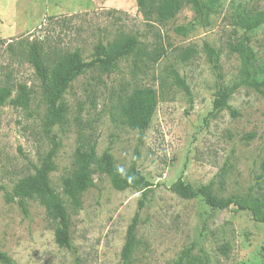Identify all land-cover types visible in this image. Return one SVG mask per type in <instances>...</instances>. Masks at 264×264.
I'll use <instances>...</instances> for the list:
<instances>
[{"label": "rangeland", "instance_id": "1", "mask_svg": "<svg viewBox=\"0 0 264 264\" xmlns=\"http://www.w3.org/2000/svg\"><path fill=\"white\" fill-rule=\"evenodd\" d=\"M156 1L149 0L152 7ZM259 11L264 0H219L206 14L182 0L172 18L162 19L145 15L137 0H0V85L23 82L32 90L28 108L9 101L0 106V250L15 264H120L142 190L116 189L109 176L95 171L81 207L63 196L71 249L56 242V221L38 199L27 201L26 212L6 200L5 191L33 173L56 140L50 177L60 192L80 144H95L99 154L109 150L117 165H136L153 183L132 264H175L180 258L184 264H264V222L249 209H212L201 196L185 199L170 190L183 175L196 188L212 182L219 196L251 194L264 211V94L243 85L229 99L232 110H213L218 86L239 78L240 58L228 47L244 35L237 16ZM127 34L138 38L140 51L111 71L92 68L78 76L61 99V121L49 127L28 43L44 41L47 58L76 48L89 58L99 41ZM247 35L262 63L264 23ZM207 44L220 53L222 80ZM142 86L158 95L143 136L120 116L128 95Z\"/></svg>", "mask_w": 264, "mask_h": 264}, {"label": "trees", "instance_id": "2", "mask_svg": "<svg viewBox=\"0 0 264 264\" xmlns=\"http://www.w3.org/2000/svg\"><path fill=\"white\" fill-rule=\"evenodd\" d=\"M200 14L216 9L219 0H191ZM139 9L145 15L155 12L162 19L172 18L180 9L182 0H157L154 7L149 0H137ZM237 23L244 29L242 40L231 42L229 51L239 56L241 68L239 78L231 85L220 84L215 93L213 110L231 109L229 99L240 86H248L264 94V60L257 63L256 54L251 46V38L247 33L253 32L264 23V11L252 15H238ZM139 40L135 35H124L113 41H99L89 58L83 56L82 51L76 48L72 52L55 51L47 58L45 43L33 39L28 43L27 58L35 69L41 81L44 99L48 106L49 117L47 124L53 126L61 121L63 107L61 99L71 83L89 69L98 68L108 72L114 69L118 62L131 55L138 47ZM212 66L217 77L222 80L220 53L209 44L206 45ZM178 84L190 93L185 82L177 78ZM16 91L15 96L13 93ZM10 102L14 106L28 108L32 101V90L23 82L15 87L0 85V106ZM158 103V95L151 86L136 87L128 95L120 109L123 122L129 127L138 130L143 136L148 129ZM58 142L54 140L53 147L47 152L40 165L35 166L33 173L20 178L11 191H5L8 202H17L23 210L27 211V201L38 199L45 206L47 213L56 221L55 240L61 247L72 248L70 238V221L65 196L74 207H81L83 193L94 185L93 173L100 171L109 176L112 185L119 190L132 187L142 190L138 208L128 226L125 243L121 251L120 264H132L131 255L137 245V234L140 226L141 211L146 206V198L153 183L140 172L136 165L123 168L116 164L113 154L105 150L98 153L95 144H80L75 151L74 169L70 175L63 178L62 192L56 189L51 182L50 174L55 168L54 157ZM264 169V163H263ZM1 188V186H0ZM170 190L185 199L201 196L212 209H224L234 206L236 209H249L255 220L264 222V211L259 210L260 199L237 195L219 196L215 193L213 183L194 187L181 175ZM188 255V253H186ZM0 263L15 264V261L5 251L0 250ZM76 264H81L79 261ZM175 264H184L183 258Z\"/></svg>", "mask_w": 264, "mask_h": 264}]
</instances>
